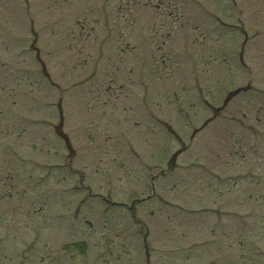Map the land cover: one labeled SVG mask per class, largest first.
Listing matches in <instances>:
<instances>
[{
  "label": "rangeland",
  "instance_id": "rangeland-1",
  "mask_svg": "<svg viewBox=\"0 0 264 264\" xmlns=\"http://www.w3.org/2000/svg\"><path fill=\"white\" fill-rule=\"evenodd\" d=\"M0 264H264V0H0Z\"/></svg>",
  "mask_w": 264,
  "mask_h": 264
},
{
  "label": "flooded vegetation",
  "instance_id": "flooded-vegetation-1",
  "mask_svg": "<svg viewBox=\"0 0 264 264\" xmlns=\"http://www.w3.org/2000/svg\"><path fill=\"white\" fill-rule=\"evenodd\" d=\"M49 53H51V52H48V54ZM37 56H38L39 63L42 65L41 67L44 69V63L42 62V57H41V53H40L39 49H37ZM59 113H60V111H59ZM58 115H59V119H60V114H58ZM60 124L61 123L59 122V125H55L54 126L53 137H54V140H55L56 143L57 142L59 143L60 141L63 140V146L68 150V153H70V157H71V153H72V150L74 149L75 144H74L72 138H71V140H69L67 138L66 134L60 129ZM55 142L53 143V147L52 148L53 149L54 148L58 149V147H57ZM170 160H172V159H170ZM170 160H169L168 164H170ZM164 173H165L164 170H161L159 173H155L154 175H151V177H149V182H150L149 188H150V192H151V194L149 195V199H152V198L156 197V188H155V182L154 181L157 178H159L160 176H163ZM75 174H73V175H75Z\"/></svg>",
  "mask_w": 264,
  "mask_h": 264
}]
</instances>
